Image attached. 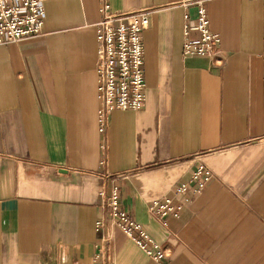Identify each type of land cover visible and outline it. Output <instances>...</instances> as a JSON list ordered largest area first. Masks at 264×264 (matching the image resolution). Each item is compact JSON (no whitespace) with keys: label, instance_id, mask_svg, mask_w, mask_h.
<instances>
[{"label":"crops","instance_id":"crops-1","mask_svg":"<svg viewBox=\"0 0 264 264\" xmlns=\"http://www.w3.org/2000/svg\"><path fill=\"white\" fill-rule=\"evenodd\" d=\"M176 1L111 0L153 13L144 108L103 133L98 0H48L40 36L0 46V264H157L109 218L114 185L164 264H264V0L206 4L219 61L182 57ZM197 162L209 181L175 197ZM162 198L181 204L165 226L148 211Z\"/></svg>","mask_w":264,"mask_h":264},{"label":"built area","instance_id":"built-area-1","mask_svg":"<svg viewBox=\"0 0 264 264\" xmlns=\"http://www.w3.org/2000/svg\"><path fill=\"white\" fill-rule=\"evenodd\" d=\"M48 0H0V46L15 44L41 35L46 17L44 3ZM211 0H177L171 7L185 11L182 25V57H204L220 60V40L209 29L206 4ZM194 11V17L190 15ZM99 20L94 24L97 41L98 131L103 133L108 115L113 111L138 112L145 105L143 75L144 50L142 34L149 27L152 9L117 12L111 0H98ZM194 34L195 38L191 35ZM210 170L197 162L187 181L173 188L175 197L199 191L209 181ZM195 187V188H194ZM190 188H193L192 190ZM101 196H104L101 193ZM105 207L113 225L157 264H164V250L154 244L142 226L121 208L118 187L112 186L105 198ZM181 204L173 198L152 201L149 213L163 226L177 217ZM96 264V263H94ZM99 264H103L102 262Z\"/></svg>","mask_w":264,"mask_h":264}]
</instances>
